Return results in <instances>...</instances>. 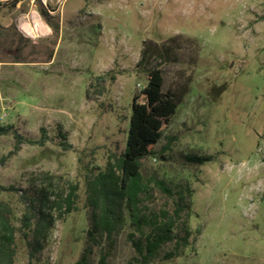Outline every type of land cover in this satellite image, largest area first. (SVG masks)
<instances>
[{"label": "rangeland", "instance_id": "obj_1", "mask_svg": "<svg viewBox=\"0 0 264 264\" xmlns=\"http://www.w3.org/2000/svg\"><path fill=\"white\" fill-rule=\"evenodd\" d=\"M0 2V126L13 129L0 136V185L13 188L0 198L19 228L30 201L47 189L80 187L78 211L57 219L33 258L17 236L14 264L81 258L87 176L124 153L134 96L154 69L164 93L184 98L142 172L194 190L196 253L152 264H264V0ZM35 13L51 32L31 39L20 26ZM14 132L42 144L16 151ZM190 156L213 159L198 165ZM156 197L161 206L157 190ZM130 232L126 224L112 248L97 236L89 264L104 251L108 264H129Z\"/></svg>", "mask_w": 264, "mask_h": 264}, {"label": "trees", "instance_id": "obj_2", "mask_svg": "<svg viewBox=\"0 0 264 264\" xmlns=\"http://www.w3.org/2000/svg\"><path fill=\"white\" fill-rule=\"evenodd\" d=\"M4 4L0 2V10ZM39 11L54 29L43 6ZM163 86L164 77L160 70L147 72L146 86L133 99L124 153L119 157L111 156L104 171L87 176L85 209L90 210V227L86 231L88 242L75 264H89V255L97 236L109 240L112 248L114 237L126 224L131 230L127 240L133 251L129 264L173 261L184 257L189 248L196 253V240L191 226L194 190L188 184L170 187L155 176L144 177L142 172L143 159L155 155L154 148L164 137L165 125H168L184 98V94L170 90L164 93ZM221 91L224 92L225 88ZM11 131V127L0 126V136H8ZM14 136L17 140L16 151L24 142L36 145L43 141L25 140L16 132ZM61 138L66 139L62 134ZM212 159L211 156L189 157L190 162L198 165ZM46 179L52 188L53 176H47ZM67 187L57 191L47 189L40 199L30 201L19 228L13 222V210L0 198V264H14L17 236L26 243L29 255L33 258L43 240L54 229L57 219L78 211L80 187L77 183ZM156 190L163 199L161 206L157 204ZM12 191V187L0 185V195ZM196 234H201L200 228ZM108 258L109 253L102 252L99 264H108Z\"/></svg>", "mask_w": 264, "mask_h": 264}, {"label": "bare ground", "instance_id": "obj_3", "mask_svg": "<svg viewBox=\"0 0 264 264\" xmlns=\"http://www.w3.org/2000/svg\"><path fill=\"white\" fill-rule=\"evenodd\" d=\"M20 30L31 39H37L51 32L50 27L47 26L36 13L32 16V22L22 24Z\"/></svg>", "mask_w": 264, "mask_h": 264}]
</instances>
